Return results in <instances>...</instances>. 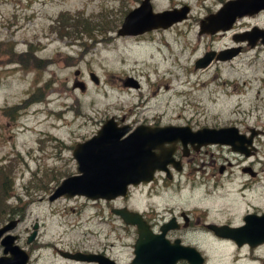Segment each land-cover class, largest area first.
Here are the masks:
<instances>
[{"label": "rangeland", "instance_id": "374dc122", "mask_svg": "<svg viewBox=\"0 0 264 264\" xmlns=\"http://www.w3.org/2000/svg\"><path fill=\"white\" fill-rule=\"evenodd\" d=\"M139 1H0V168H11L6 206L15 207L6 215L10 218L4 209L0 227L18 221L10 234L28 256L31 245L33 264H58L44 244H70L72 233L80 229L79 218L87 217L81 228L99 232L98 238L87 236V244L106 245L102 234L109 227L91 218L85 200L48 202L63 180L76 175L71 151L93 135L96 120L89 119L140 117L147 107L143 115L166 119L192 116L230 123L253 116L264 125V50L246 48L233 62L193 68L210 48L218 51L231 44L229 37L198 34L199 23L215 14L223 0H152L154 13L187 7L186 24L153 36V41L113 39L111 33ZM61 15L91 20L94 27L95 18L106 22L102 31L70 36L58 30ZM237 21L234 32L263 30L264 12ZM181 32L184 39H175ZM90 73L97 86L88 80ZM129 77L138 91L122 88ZM78 82L82 93L74 87ZM34 225V243L27 244Z\"/></svg>", "mask_w": 264, "mask_h": 264}, {"label": "flooded vegetation", "instance_id": "af4514ba", "mask_svg": "<svg viewBox=\"0 0 264 264\" xmlns=\"http://www.w3.org/2000/svg\"><path fill=\"white\" fill-rule=\"evenodd\" d=\"M226 2L221 1V6ZM237 22L227 32L206 35L211 39L229 37L231 44L218 51L210 48L203 56L232 51L229 57L238 53L226 60L230 63L241 57L246 48L264 50L260 41L252 48L247 42H240V35L253 28L234 32ZM185 24L186 20L167 30L123 39L134 43L146 38L153 41V36L161 37ZM111 34L117 39L116 30ZM185 35V32L175 34V39L183 40ZM129 78L130 81L125 80L127 76L122 81V88L138 91L137 82ZM97 85L98 79L94 86ZM147 111L143 107L140 117L89 119L96 120L90 138L107 122H112L115 129H125L126 137L140 127L172 128L173 135H158L156 142L134 147L147 157L142 166L145 169L141 171H147L151 161L156 164L149 183L130 185L124 197L108 202L81 198L85 200V209L91 211V218L109 227L102 234L107 241L104 247L87 244L85 238H98L99 232L81 228L87 224L84 217L78 219L80 229L72 233L70 244L59 248L49 242L44 244L52 252L50 257L57 258L58 264H264L263 119L247 116L242 117V122L220 123L217 119L202 117L166 119L143 115ZM226 130L230 131L222 139H212L202 133ZM115 161L122 162L123 169L125 162L131 160L117 158ZM120 211L136 217L123 220L116 215ZM35 237L36 232L30 243ZM28 252L27 264H33L36 258L31 245Z\"/></svg>", "mask_w": 264, "mask_h": 264}, {"label": "water", "instance_id": "95a60500", "mask_svg": "<svg viewBox=\"0 0 264 264\" xmlns=\"http://www.w3.org/2000/svg\"><path fill=\"white\" fill-rule=\"evenodd\" d=\"M262 11H264V0L228 1L215 14L209 15L199 23V35L213 36L218 32H227L237 20L255 16ZM188 14L189 9L187 7L154 13L151 0H142L137 8L127 13L123 18L119 29L116 31V37L134 38L156 30H167L175 24L185 21ZM240 37V42H247L250 48L257 41H260V44L264 46V29L253 28L250 32L241 34ZM231 52H221L217 56H214V53L205 54L194 63V70L207 68L213 60L226 62L238 54L234 52L233 55L227 57ZM88 79L96 85V77L93 74H89ZM74 87L79 92H83L82 83H75ZM229 131H206L202 133L210 135L212 139H222V136L228 134ZM126 132L125 129H115L112 122H107L87 142L76 144L71 152V157L77 167V175L63 180L48 197V202L60 198L69 200L75 197L84 198L87 201L103 200L108 202L118 197H124L126 189L130 185L137 186L140 183H149L152 180L156 164L151 161L149 169L141 171L145 169L142 166L147 157L141 155L134 147H143L149 143H154L157 141L158 135H173V129L140 127L127 137L125 136ZM121 139L123 140L120 141ZM117 158L131 160L125 162L126 167L123 168L125 171L120 168L122 162L115 161ZM116 215L123 220L136 217L125 211L116 212ZM17 222L13 220L0 227V264H27L29 260L25 251L15 243L16 236L10 234ZM35 231L36 225H34L33 233L26 240L27 244L30 243ZM75 261H79V258Z\"/></svg>", "mask_w": 264, "mask_h": 264}, {"label": "trees", "instance_id": "16d2710c", "mask_svg": "<svg viewBox=\"0 0 264 264\" xmlns=\"http://www.w3.org/2000/svg\"><path fill=\"white\" fill-rule=\"evenodd\" d=\"M61 21L62 23H60ZM104 22H106L105 18H103L102 21L100 22H98L97 18H95V24H98V26L94 27V24H91V20H87L85 18L74 19L67 15H61L60 19H58L56 23H59L60 25L58 30H61L63 32H70V36H72L73 34H77L78 32H81L82 35H89L93 30L102 31L103 26L105 24ZM10 176H11L10 166L0 168V215L3 214L4 209H7V211L5 212V216L9 215L10 213L12 215L13 212L15 211V207L6 206L7 201L10 199V197H8L7 195V186H6L9 185L10 183V179H9ZM3 202L5 203V208H3ZM6 217L10 218L9 216Z\"/></svg>", "mask_w": 264, "mask_h": 264}]
</instances>
